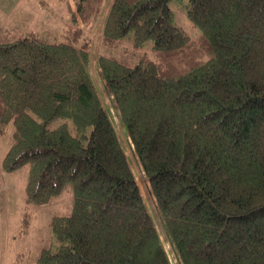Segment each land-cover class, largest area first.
<instances>
[{"label":"trees","instance_id":"1","mask_svg":"<svg viewBox=\"0 0 264 264\" xmlns=\"http://www.w3.org/2000/svg\"><path fill=\"white\" fill-rule=\"evenodd\" d=\"M73 1L57 40L32 31L0 42V133L13 136L3 167L29 165V204L73 189L70 214L50 221L58 247L41 248L36 264H173L130 140L179 264H264V0H189L213 54L192 63L197 41L175 24L172 0ZM100 20L103 45L152 41L156 59L94 57L84 28ZM59 118L70 125L49 127ZM31 221L24 211L20 233Z\"/></svg>","mask_w":264,"mask_h":264},{"label":"rangeland","instance_id":"2","mask_svg":"<svg viewBox=\"0 0 264 264\" xmlns=\"http://www.w3.org/2000/svg\"><path fill=\"white\" fill-rule=\"evenodd\" d=\"M189 0H172L170 6L174 13V22L181 27L191 39L197 41L194 50H191L184 59L192 63L194 61H207L213 54L201 48V29L194 25L187 15ZM75 8L73 0H0V42H7L15 38L28 35L32 31L47 40H57L66 27L72 23V9ZM87 41L90 43L94 57L100 54L108 55L123 63L134 65L140 57L147 53L154 60L156 54L152 48V41H147L142 49L135 50L132 42L122 43L117 47L105 46L102 43L103 20L93 27L84 28ZM92 73L101 96L107 108L111 112L113 122L119 136L125 142L126 130L123 126L118 108L112 97L105 90L97 69V59L93 58ZM184 71H188L185 62H179ZM68 119L59 118L49 124L55 128ZM13 142L12 127L7 132L0 133V264H36L41 248L44 246L58 247L50 226L54 216L70 214L73 203L72 185L68 184L60 195L52 198L45 204L27 203L26 184L29 178V165L7 171L3 167V159ZM128 142V141H127ZM126 142L129 152V160L134 173L139 179L143 194L146 196L151 212L154 214L157 226L169 256L173 264H179L172 247L170 236L161 215L158 214L157 205L148 191V180L144 170L134 154L133 143L130 147ZM131 151H130V149ZM29 211L32 215L30 230L28 233H20L22 214ZM160 213V211H159ZM164 227V228H163ZM165 229V230H164ZM168 235H167V234Z\"/></svg>","mask_w":264,"mask_h":264}]
</instances>
